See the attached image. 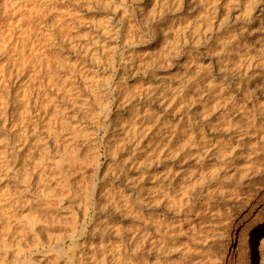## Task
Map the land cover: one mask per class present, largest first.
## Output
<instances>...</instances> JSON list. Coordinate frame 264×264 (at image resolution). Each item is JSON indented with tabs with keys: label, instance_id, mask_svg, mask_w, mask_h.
I'll return each mask as SVG.
<instances>
[{
	"label": "rangeland",
	"instance_id": "1",
	"mask_svg": "<svg viewBox=\"0 0 264 264\" xmlns=\"http://www.w3.org/2000/svg\"><path fill=\"white\" fill-rule=\"evenodd\" d=\"M263 15L264 0H0V264H198L194 231L204 264L227 248L231 264L229 244L252 264Z\"/></svg>",
	"mask_w": 264,
	"mask_h": 264
},
{
	"label": "bare ground",
	"instance_id": "2",
	"mask_svg": "<svg viewBox=\"0 0 264 264\" xmlns=\"http://www.w3.org/2000/svg\"><path fill=\"white\" fill-rule=\"evenodd\" d=\"M262 17V16H261ZM263 18H264V15H263ZM262 18V19H263ZM161 29V28H160ZM155 32H156V30H155ZM157 33H159V28H158V32ZM157 33H155V35H154V40H156V34ZM158 35V34H157ZM154 42V41H153ZM153 42H151V43H149L150 45L151 44H153ZM28 47V46H27ZM235 86H236V83H234V82H230V83H228L227 84V87L226 88H235ZM175 117V116H174ZM181 121V120H180ZM204 127H206V126H203V128ZM178 128V125H174V130L175 129H177ZM233 137V136H232ZM231 137V138H232ZM216 140V139H215ZM208 151V150H207ZM172 168V167H171ZM170 168V169H171ZM258 169V168H257ZM260 169V168H259ZM261 173H264V168H262L261 169ZM170 175H168V177H169ZM172 178V177H171ZM223 187V186H222ZM221 188V187H220ZM169 200H168V204H169V206L172 208V209H175L174 207V201H175V198H171L170 197V195H169V198H168ZM171 210V209H170ZM254 211L253 212H255V214H254V224H253V229H252V234H253V238H251V239H249V241H248V249H249V252H248V254H249V257L252 259L251 261H252V264H254V262H253V258H255V260H256V264H263V262H260V260H259V253L260 252H262L263 250H264V237H262V233H263V230H264V212L263 213H261L263 210H262V207H256L255 209H253ZM202 227V226H201ZM199 228V227H198ZM199 230H200V228H199ZM222 234V233H221ZM194 238L192 239V241H191V247H189L187 250H185L186 251V253H187V251H188V253H191V255L194 257L193 259H190L191 261L193 260V263L194 262H196V263H198V264H204L203 263V261H200L199 259H200V257H201V252H199V250H200V247L201 246H203V240L201 239L202 238V236H201V233H200V231H198V232H195L194 231ZM223 237L225 236V237H230V235L228 234V233H224L223 235H222ZM254 236H255V238L257 237V241L255 240V238H254ZM230 245V263L231 264H235L234 263V252H232V247L233 246H231V244H229ZM226 246V245H225ZM228 246V245H227ZM224 248H226V247H224ZM184 252V251H183ZM182 252V253H183ZM223 253H220V252H217V253H213L214 254V257L213 256H211V258H210V260H209V258H208V260H209V264H224V260H226L225 259V254L224 253H228V248L227 249H224L223 251H222ZM188 253H187V255H188ZM226 253V254H227ZM183 254H185V253H183ZM190 256V255H189ZM213 257V258H212ZM189 258V257H188ZM198 259V260H197ZM207 259V258H206ZM202 260H204V259H202ZM179 262V261H178ZM202 262V263H201ZM208 262V261H207ZM171 263V262H170ZM180 263H182V262H180ZM168 264V263H167ZM238 264V263H237Z\"/></svg>",
	"mask_w": 264,
	"mask_h": 264
}]
</instances>
